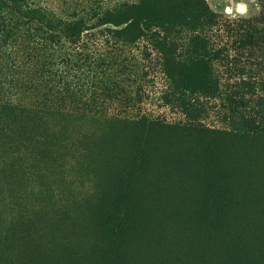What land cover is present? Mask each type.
Listing matches in <instances>:
<instances>
[{
  "label": "rangeland",
  "instance_id": "rangeland-1",
  "mask_svg": "<svg viewBox=\"0 0 264 264\" xmlns=\"http://www.w3.org/2000/svg\"><path fill=\"white\" fill-rule=\"evenodd\" d=\"M105 1L29 0L51 14L54 38L46 43L40 39L45 24L0 0V264H31L25 244L13 240L25 231L28 242L42 249L36 264H198L207 246L217 248L226 237L247 247L239 258L232 255L236 260L227 258V264H264V234L255 228L263 222L254 208L240 206L252 183L245 180L254 167L248 154L235 172L226 165L222 170L228 191L214 189L207 174L183 161L196 142L177 136L143 142L132 121L254 136L249 124L256 121L252 108L259 110L256 101L264 97V68L256 59L258 51L234 42L240 25L263 13L261 1L206 0L219 17L211 35L215 50H223V60L216 64L221 98L171 88L162 57L147 38L132 45L114 38L107 31L111 26H64ZM24 15L33 25L25 19L11 30L7 21H24L18 17ZM31 28L40 29L35 50L25 38ZM245 141L237 138L214 147L216 156L201 157L202 170L216 159L224 166L225 154L247 152ZM208 145L214 144L206 140ZM261 165L264 171V160ZM254 177L262 178L257 194L252 193L258 211L264 210V173ZM118 191L127 194L120 203L113 199ZM102 201L121 211L131 212L138 202L151 208L147 220L139 218L149 228L135 233L133 223L139 221L132 217L122 238L115 234L98 243L92 216L82 212H92ZM249 248H260V253Z\"/></svg>",
  "mask_w": 264,
  "mask_h": 264
},
{
  "label": "trees",
  "instance_id": "trees-1",
  "mask_svg": "<svg viewBox=\"0 0 264 264\" xmlns=\"http://www.w3.org/2000/svg\"><path fill=\"white\" fill-rule=\"evenodd\" d=\"M4 1L28 13V16L37 21L38 24H45L47 26L45 29L41 28L42 35H40V39L43 40V42L48 43L50 42L49 40L54 38L51 33L52 30L49 28L51 23L48 16L50 17L51 14L47 13L44 8L33 6V3L29 2V0ZM260 1L264 8V0ZM1 4L5 5L4 2H1ZM97 5L96 10L92 8L88 12H81V15H74L69 22L64 23V26H68V28H76L84 24H89L91 26L96 25L97 27L111 26L114 29H108L107 31H110L114 35V38L122 39L127 42V44L132 45L147 38L162 57L164 73L171 88L180 89V91L189 92L193 95H203V97L206 98H221V80L218 76L216 64L220 60H223L221 56L223 50H215L214 40L211 35L215 28L219 26V17L210 10L206 0H108L102 4L98 3ZM18 17L24 19V21L19 20L18 22L16 19L6 20L11 25V30H17V26H19L20 23H24L25 19H28V22H26L28 26L33 25V22L25 15ZM39 32L40 29L31 28L27 30L25 38H28L30 43L28 48L32 50L37 49L36 46L39 45L37 34H39ZM236 37H238V39L234 43H239L243 48H250L252 51L253 49L258 51L259 56H256V59H258L260 65H262L260 68H264V55L261 54V50H264V10L259 18L246 22L244 25H240ZM250 55L252 56L253 54ZM98 62L100 61H93V64ZM228 99L230 100L231 97ZM234 100L237 99L235 98ZM240 101L244 103V97H241ZM256 104L260 106L259 110L252 108L257 111V115L254 116V120L256 121L249 124V126L252 127L249 130L254 136L245 134L237 135L238 132H229L225 129H204L199 126L167 125L158 121L152 122L144 118L134 119L132 121L134 125L138 127L136 130L140 131L143 142H149V139L152 138H159L162 141L170 140L173 136H177L181 141L188 140L196 142L194 147L184 154L183 161L187 167L189 164H193L197 172L201 171V173L207 174V184L213 183L214 189L220 190L223 186L227 190L225 179L226 172H224L225 174L221 177L222 170L225 169L226 165V169L230 168L232 170L230 172H235L236 167L239 166L237 165L238 161L242 158V160L246 162L245 154H248L247 162L250 163V166L254 167H249V170L252 172L247 175L245 180L252 183L249 185V188L246 189V193L242 195L240 206H245L247 208L252 207L255 209V212L259 213L260 217L258 222L262 221L263 225L255 224V228L260 233L264 234V210L261 209L258 211V208L261 207L256 202L253 194H257V188L262 180V178L255 180L254 176L264 173L261 165L262 160H264V153L261 155L260 152L261 149H264V144H262L264 143V97L258 98ZM237 138L248 140L245 141V144H249L242 148L243 150L245 148L247 152L233 151L229 156L225 154L224 159H227L229 163L226 162L224 166L220 168L218 164L220 161L216 159L214 165L206 166L205 169L202 170L204 159L201 157L208 156L209 154H214L216 156V149H214V147L227 145V142L234 141ZM206 140L214 145L206 146ZM243 143L244 141L242 144ZM167 157L169 159L172 158L171 156ZM197 157H199L197 164L192 163L193 159ZM146 158V155H143L141 162L144 163ZM210 176L215 177V180L213 181ZM218 183L220 184L219 188H217ZM222 189L223 188H221V190ZM126 195V192L118 191L116 195L113 196V199L120 203L122 198L126 197ZM144 207L145 206H142V204L138 202L134 210L128 212L127 210L121 211L119 208H108L105 205V201H102L92 212H86L84 210L82 216H92V223L95 224L94 230L92 231L94 234H98L95 240L98 243H107L105 237H110V241L111 237L115 234H117V239H119V236L121 238L123 237L125 230L132 225V217L134 220L137 218L139 221V224L133 223L134 232L136 233L137 231L143 234V228H149V224H145L140 221L139 218L141 217L147 220L146 212L151 211V208L147 207L145 209ZM154 215L157 217L158 214L155 213ZM86 226H89L88 223ZM16 234L17 235L13 236V240L18 241V243L20 242V244H25V247H23V249H25L24 255H27V259L30 263H40L37 256L42 252V249L38 250L36 244L28 242V234L26 231L24 233L17 232ZM209 239L210 238H208V240ZM213 241L215 240L212 239V242ZM234 241L235 244L226 237L221 241L222 244H217V248L207 246L205 249L207 255L200 256L198 264H211V262L221 264L218 262L225 261L223 259H226L225 262L227 264V258L231 261L236 260L244 251L247 252V247L238 244L236 239H234ZM108 245L109 244H106L103 248L105 249ZM214 249L217 251H214ZM219 250L224 253V257L219 255ZM259 250L260 248L256 251L251 250V252L257 255V253H260ZM233 254H236L237 257L232 256ZM126 258V254L121 256V259ZM6 261H8L7 264H13L9 260ZM128 262L129 260H125L123 264H128ZM23 263L22 261L20 264ZM113 263L114 262H112V264ZM192 264H194V261ZM252 264L256 263L252 262Z\"/></svg>",
  "mask_w": 264,
  "mask_h": 264
}]
</instances>
